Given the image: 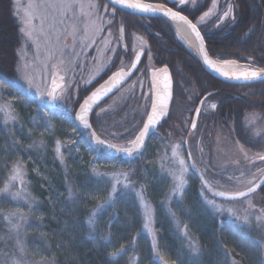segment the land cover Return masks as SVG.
<instances>
[{
    "label": "trees",
    "instance_id": "obj_1",
    "mask_svg": "<svg viewBox=\"0 0 264 264\" xmlns=\"http://www.w3.org/2000/svg\"><path fill=\"white\" fill-rule=\"evenodd\" d=\"M98 1L104 5L108 4L104 0ZM144 1L155 4L163 3L167 7H173L177 3V0ZM220 1L221 9H223L225 0ZM12 4L13 0H0V7L3 8L1 15L5 17V20H0V29L5 27L2 34L0 33V79L8 81H12L15 77L13 66L18 46L16 40H19L20 37L19 26L13 14ZM96 4L99 5L97 1ZM210 7L211 0H205L204 2L196 0L194 5L190 1L182 8L173 7V9L180 10L196 23L199 16ZM234 7L237 12L236 21L231 24L226 21L223 29L207 31L202 30V26L198 24L205 35L210 55L213 58L220 56L227 59H236L243 64H248V58L254 57V66H264V0H234ZM109 9H112L111 5H109ZM102 12H100V15ZM102 17L105 21L103 38L107 36V31L110 29L112 37L107 36V39L115 40V31H118L119 25L122 23L125 29L122 45H129L126 38L130 33H136L147 41L148 48L137 47L144 50V58L139 71L143 69L147 73L144 76L146 83L149 80L147 68L168 66L175 80L174 99L186 103L185 108L189 110V113H192L197 106L206 89L214 93L212 98L217 100L218 107L214 111L205 113L198 125V131L201 127H204L205 151H207L208 156L218 135L233 143H235L236 138H239L240 142L245 144V149L253 153L264 147L259 142L250 141L249 134L242 129L246 114L264 116V83L240 86L224 84L214 79L206 72L200 59L177 36L172 25L163 19L136 17L117 9L111 25L107 23V16V20H105V15ZM252 27L255 28V31L245 36L244 34ZM157 33L159 35H156ZM7 34L10 37L9 39L4 37ZM69 43H71L70 40ZM101 46L102 44L98 39L97 44L92 46L93 51ZM149 48L151 49L150 53ZM116 52L117 55L112 57L110 66L112 70L109 69L110 73L120 69L119 59L124 60V69H126L135 56L131 45H129L126 54L123 47L117 48ZM149 54L151 55L150 61L148 60ZM180 80L184 82L182 90H179L182 87ZM96 85L94 84L82 92L80 99L73 104L74 110L69 117H64L63 112L56 109L41 108L36 98L31 97L29 94L25 96L22 90L16 92L11 88L5 89L4 98L0 99V104L6 101L12 102L19 116L17 125L6 128L13 129L11 136H8L5 129L4 136L0 140V148L9 149L7 152L0 150V181L8 175L6 168H10L18 159L24 161L27 173L26 180L28 181L26 186L32 196L36 198L37 210L34 211L30 223L42 224L45 233L41 237L39 228L29 230L27 237L29 247L31 248L33 244H37L41 246L43 251L42 240H46L48 251L56 256L59 264H109L106 251L110 248L105 249L102 247L103 241L97 242L88 239L86 214L92 206L88 203L84 205L69 200L67 192L69 186L77 192L91 191L101 186L106 187V185L98 184L97 178L92 174V166L96 164L99 171L108 172L113 168L105 165L116 161V158L109 157L105 151L101 154L99 162L92 161L93 155L96 154L92 141L81 137L83 130L75 124L74 115L79 104ZM146 86H148V83ZM15 96L21 98L15 99ZM111 100L108 99L95 111L91 120L92 126L100 137L112 143L117 142L107 139L106 135L102 133L103 129L105 131L110 130L109 132L120 136L126 133L122 139H118V142L126 143L125 136L129 135L131 137L136 134L137 129L144 121V116L141 113H137L129 121V118L126 117L130 111L129 105H132L131 109L133 110L141 102H130L126 107L128 109L126 113L123 112L126 108H123V110L117 107L114 111L100 115V109L104 108ZM173 109L170 118L162 125L161 139L156 141L157 147L164 144V142L181 137L182 133L178 132L175 124L177 111H175V108ZM134 121L137 122L136 128L133 124ZM123 122L128 123L123 125ZM47 124H50L51 127L50 132H52V135L50 136L44 134ZM233 127L235 128L234 131L232 130ZM258 127L264 128V124H258ZM125 128L129 129L128 133L124 132ZM56 140L63 144V164L57 158L54 149V141ZM10 141L17 142L15 151L11 150L12 144ZM40 141H43V147L39 146ZM152 148L156 149L154 144H151L143 155ZM139 160L138 158L133 160L122 159L123 164H125L124 168L128 166L127 170H136L134 175L138 181L143 179V163ZM191 182L201 184L193 172ZM255 195L260 198V208H264V187ZM15 203L10 199L3 200L0 202V207L7 211ZM113 215L119 217L112 222L111 228L115 246L124 244L126 249H131L132 237L136 233H141L136 239L135 250L129 251L128 256L119 259V264H126L129 257L136 254L141 256L143 264H149L151 238L141 232V222L137 216V208L132 198L128 197L121 200L115 210L109 209L103 217L105 224L108 223L109 217ZM164 219H159L156 223V227L159 229L157 235L161 247L167 249L170 258H179L177 256L181 249L180 243L169 230L168 222ZM126 220L129 222L125 223ZM3 223L6 222H0V224ZM77 224L80 226L76 227ZM6 230V228L0 227V231ZM197 238L201 247L206 251L205 254L202 257H180L183 264H231L230 258H234L236 264H262V261H264V252L255 244V241L264 240V228H257L256 225L243 227L231 222H224L221 225L219 220L212 217L203 221L197 231ZM58 243L62 245L59 248L57 247Z\"/></svg>",
    "mask_w": 264,
    "mask_h": 264
},
{
    "label": "snow or ice",
    "instance_id": "obj_2",
    "mask_svg": "<svg viewBox=\"0 0 264 264\" xmlns=\"http://www.w3.org/2000/svg\"><path fill=\"white\" fill-rule=\"evenodd\" d=\"M190 0H177L173 7L182 8L188 4ZM194 5L196 0H191ZM220 0H211V7L199 16L198 22L194 23L193 19H189L187 15L182 14L180 10H173V7H166L165 4L146 3L143 0H108V4L97 5L89 2L87 11H85V0H26V4L21 0H14L13 14L18 21L19 32L24 38L23 45L20 49V62L17 63V77L12 80L0 79V99L4 98L5 89H14L16 92H23L26 96L28 93H35L42 101L46 103H55L67 100L70 94L78 84V72L85 70V63L81 62V58H87L86 49H91L97 44V40L103 47L95 49L97 55L90 59L97 63H104V67L100 71H104L111 66L112 57L117 55L116 49L123 47L126 54L129 48L128 44H121L124 38V26L121 23L118 28L119 36L113 39L103 38L105 32V21L100 12L108 14L107 23L111 25L116 15V8L112 7L109 13V5H117L124 9H131L144 14L155 16L162 14L169 20L177 22V31H181L179 25H184L195 35L198 41V52L202 55L203 64L207 68L217 73L219 76L230 81H242L246 85L251 86L253 82L264 83V66H254V57L248 58V66L243 70L239 68L236 59H227L220 56L213 58L209 54V49L205 43V37L202 35L198 24L207 23L208 19L215 16L213 24L219 28L221 24L228 21L230 24L237 19V12L234 7V0H225L223 9H219ZM145 18H148L147 16ZM253 29L249 28L244 35L252 33ZM156 35H159L158 33ZM107 36L112 37L109 29ZM136 40H142L143 37L136 36ZM69 40L71 43H69ZM146 45L147 41H143ZM32 51L33 59L29 62L26 59L28 51ZM132 51L135 53L134 62L128 66V71H124V60L119 59L121 65L120 70L114 72L103 85L97 88L80 106L78 120L83 128L89 130V136L94 141L96 155L93 159L97 162L101 159V154L107 151H114L123 154L126 157L133 158L143 155L142 149L145 148V140L153 133L157 132V126L165 117L169 116V105L173 96V79L172 74L167 66L151 69V85L149 93H145L144 99H150V111L146 112V122L138 129L137 133L127 139L126 145L112 143L111 141L102 139L97 135L89 122V113L92 107L104 96H108L114 89L118 88L124 80L132 75L133 71H137V65L144 55L143 49L136 52L133 46ZM149 53L151 49H148ZM43 57V58H41ZM148 60H151L149 54ZM37 61H39V70H37ZM106 61V62H105ZM228 69V70H226ZM180 70L178 69V72ZM99 75V72L97 73ZM147 75L141 71L140 77ZM91 79L84 80L83 76L79 80L84 83H91ZM131 87L135 90L137 87L143 90V79L138 78L131 82ZM214 96L211 90H205V94L198 103L200 107L195 109L194 115L199 117L200 108L205 106L215 110L218 105L214 101H209L208 97ZM20 99V96H15ZM190 98V97H189ZM106 109L101 108L100 112ZM0 112L3 113V123L5 125L18 121V115L15 114L14 108L10 102L0 104ZM258 124H264V116L256 114L245 115L242 129L250 136V141L259 142L264 145V128L258 127ZM191 128H196L195 121L191 122ZM45 131L50 130V124L45 126ZM233 131L235 128L233 127ZM13 129H6L8 136H11ZM115 135V134H113ZM12 151L16 150V141H10ZM75 143V141H73ZM238 151L244 160L255 165L254 169H249L251 177L246 183L243 177L245 172L240 171L239 176L228 174L227 181L234 179L239 184H245L242 189L230 191L224 184H220L215 178L210 179L207 175V169L201 170L198 163H203V159L198 161L193 157L191 148L182 149V145L177 143L172 145L171 155L167 150L160 157L161 174H167L170 177V183L167 190L161 189L163 199L159 201L161 207L166 210L167 215L174 224V230L182 238L184 247L187 248L191 257H198L202 253V248L197 237H195L189 227V224L181 220L177 215L176 207L184 211L185 216L190 217L191 212L184 204L186 189L189 185L190 171H195L199 175L201 188L199 195L203 203L213 212L223 216L225 213L230 219L241 221L242 225L251 226L256 224L257 228H264V208H256L252 203V194L264 185V147L257 150L254 156H250L245 149V144L240 142L239 138L235 139ZM40 147H43V141H40ZM63 145L59 140L55 144V152L60 162L64 163ZM2 151H9L7 148H0ZM187 152V160L184 158L183 152ZM201 154L203 148H200ZM257 161L262 162L257 165ZM239 165L241 161H234ZM8 175L0 181V202L10 199L16 202L15 205L7 211L0 207V227L6 228V231H0V264H59L58 259L47 249L48 242L42 240L44 250L41 246L33 244L30 248L28 244V231L33 228H39L41 237L45 235L42 224L30 223L32 215L36 209V198L32 196L27 188L26 180V164L23 160H16L10 168H6ZM135 169L112 170L111 172L99 171L96 164L92 166V174L97 178L98 184L101 186L95 190L77 192L69 186L67 189L68 199L76 203L87 205L89 201H94V205L88 210L86 216L87 230L89 232L88 239L93 241H103L101 245L106 251L109 258V264H119V259L128 256L129 251H134L136 247V239L141 233H136L131 240V249H126L124 244L115 246L113 243V233L111 231L112 222L119 217L113 215L109 217L108 223L104 222V215L109 209L115 210L118 203L131 197L137 208V216L141 222V232L151 236L150 244V260L149 264H176L171 261L167 249L162 248L159 237L157 235L159 229L156 227L157 215L156 208L152 204L151 194L147 182H140L136 179ZM257 176L260 177L257 182ZM243 201L247 207L243 210V214L238 212L234 207L225 206L227 201ZM42 219V218H41ZM129 221H125L128 223ZM223 222V221H222ZM79 227L80 225H75ZM262 252H264V240L255 241ZM60 243L57 247H61ZM31 257V258H30ZM231 264H236L234 258ZM126 264H143V259L139 254L129 257ZM183 264V261H180ZM264 264V261H262Z\"/></svg>",
    "mask_w": 264,
    "mask_h": 264
},
{
    "label": "rangeland",
    "instance_id": "obj_3",
    "mask_svg": "<svg viewBox=\"0 0 264 264\" xmlns=\"http://www.w3.org/2000/svg\"><path fill=\"white\" fill-rule=\"evenodd\" d=\"M96 1L99 5H104V4H101L98 0H85V4H86L85 10H87V4L89 2L96 4ZM143 2H146V1L143 0ZM21 3H22V5L26 4V0H21ZM146 3H149V2H146ZM12 5L14 6V0H13ZM2 10H3V8L0 7V20H2V19L5 20V17L3 15H1ZM110 12H111V9H109V13ZM101 15L102 16L105 15V20H107V18H106V16L108 17L107 13L102 12ZM17 23H18V21H17ZM4 30H5V27H1L0 33L2 34V32ZM252 33H249L248 35H250ZM19 35H20L19 40H16L18 46L16 48V59H15V63L13 66L14 70L16 69L17 63L20 62V49H21L23 42H24V38L22 37L20 32H19ZM114 35H115L114 37L116 39L119 36V32L115 31ZM136 36H139V35H137L136 33H130L127 36L126 41L129 42V45H131L132 47L133 46L134 47L141 46L142 48H148V45L147 44L145 45L143 43V41H145V40L144 39H143V41L142 40H136L135 39ZM4 37H6L8 39L10 38L8 36V34L5 35ZM1 38H3V37L1 36ZM107 38L108 37L106 36L105 39H107ZM123 42H124V40L121 41V43H123ZM102 47H103V45L101 46V48ZM85 51L87 52V58H85V57L81 58V62L85 63V70L83 72H78V76H77L78 84L75 87V90H73L71 92L70 97L67 100L58 101L55 103H51V102L46 103L45 101H42L37 94L28 93L31 97H34L37 99L38 104L41 108L43 107L44 109H48V110H52V109L55 110L56 109L57 111H62L64 114L63 115L64 117H69L72 114V112L74 110L73 104L80 99L81 94L83 91H85V89H88V87L92 86L91 84L98 77L97 73L99 72V74H100L103 72V71H100V69L104 67V63H97V62L92 61L90 59L92 56L97 55L95 49L93 51V48L91 47L90 50L86 49ZM41 58H43V57H41ZM26 59L29 62L32 61L33 56H32L31 50L28 51ZM36 63H37V70H39V61H37ZM10 66L12 67V65H10ZM107 69H110V71H111L112 67H108ZM147 69L149 71L150 68H147ZM141 71H144V70L141 69L139 72H141ZM17 75L18 74L15 71L14 79L17 77ZM80 76H83L84 80L91 79L93 76H95V79H92L91 83L86 84V83H84L83 80H79ZM138 78L143 79V90L140 89L142 91V94L145 95V93H148L150 96L151 93H149V87L146 86V84L148 83V80L146 83L145 77L144 78L140 77V74L138 75ZM98 83H100V81H98L96 84H98ZM121 101H122V99H120V95H119L115 100L110 101L104 107L106 109L104 112H99V114L102 115L104 113H109L111 111H114L115 107L117 105H119V103ZM7 102H10V101H7ZM10 103L12 104V106L14 108L15 114L18 115V112L15 110L13 103L12 102H10ZM206 109L211 110L208 107H206ZM3 118H4L3 113L0 112V140L4 136V130L8 126L13 127V126L17 125L18 121H19V116H18V121L11 122V123L5 125L3 123ZM50 129H51V127H50ZM128 130L129 129H126L125 132H127ZM109 131L110 130L105 131V129H103V131H102V133L106 135L107 139H110L112 141H116L118 144L126 145V143L118 142V139H122V137L126 133H124L120 136L119 134L112 133ZM51 133L52 132H50V130H49L47 132L45 131L44 134H48L50 136V135H52ZM113 134H115V135H113ZM81 137H83L84 139H86L88 141H91V138L89 136V132H87V131L83 130ZM131 137L128 135V136H125L124 139L127 140ZM56 141H54V149H55ZM177 143L181 144L182 149H184L183 142L182 143L181 142H175V143H172V145L177 144ZM172 145L168 144L166 146H163V148H159V149H153V148L149 149L146 152V154H144L142 156L143 158L140 157L138 159H140L139 161H141L143 163V166H142L143 179L140 180V182H147L148 183L149 192L151 194L152 204L156 208L157 221L159 219L165 218L166 221L168 222L169 230L176 236L178 242L180 243L181 249H180L179 255L177 256L179 258H170V257L169 258L171 261H175L176 264H180L181 258H193V257L190 256V253L188 252L187 248L184 247V243L182 242V238L174 230V224H173L171 218L169 217V215H167L166 210L163 209L159 203V201L163 199V194H162L161 189L166 191L167 186L170 183V177H168L166 173L161 174L160 157H162L164 155L165 150H167L168 154L171 155ZM189 146L192 150L194 158H196L198 161L201 159V157L203 159V163H198V167L201 170H204L206 168L207 169L206 175L210 179L215 178L216 180L219 181L220 184H224L227 187V189L230 191H234L238 188L242 189L245 187V184H239L235 179L233 181H227L226 177L228 174H232L234 176H239L240 171L243 170L245 172V176L243 177V179L245 180V183H246L247 179L251 177V172L248 170L254 169L256 167L255 165H251L244 160L243 156L238 151V146L235 143H233V142L229 141L228 139H226L225 137H222L219 135L216 136V138L214 140L213 148H212L209 156L207 154V151H205V148L203 149L202 154L200 152V148L201 147L203 148L205 145H203V144L198 145V131L195 132L194 134L189 135ZM93 147H94V145H93ZM94 149H95V147H94ZM248 153L250 156H254L256 154V153H253L250 151H248ZM95 155H93V157ZM183 155H184V158L187 160L186 151L183 152ZM237 159H239L241 161V163L239 165L234 163V161H236ZM92 161H95V160L92 158ZM123 163L124 162H122L121 158H116V161L112 162L111 164L109 163L108 165L106 164L105 166L106 167H112L113 168L112 170L116 169V170L128 171L126 169L128 166H125L126 168H124L125 164H123ZM261 163L262 162L257 161V165H260ZM111 171H108V172H111ZM191 174H192V171H190V174H189L190 175L189 185H188V188L186 189V195L184 198V204L186 205L187 209L191 212V216L190 217L185 216V213L183 210H181L179 207H177L175 205H174V207H176L177 215L181 218V220H183L184 222L189 224L190 230L195 237H197V231L200 228L203 221H206V219H211L212 217L219 220L221 225L224 222H231V223L243 226V227H250L247 225H242L241 221H236L234 219H230L226 213L223 216H221L220 214L215 213L210 208H208L203 203V201L201 200V197L199 195L201 184L192 183L191 182ZM256 179L258 180L259 176H257ZM259 200H260V198L258 195L252 196V203L256 206V208H260ZM94 203H95L94 201H89L88 205L93 206ZM225 206L234 207L238 212L243 214V210L247 207V204L244 203L243 201H235V202H225ZM254 225H256V224L253 223L251 226H254ZM150 238H151V236H150ZM205 252L206 251L202 248V253L198 257H202L205 254Z\"/></svg>",
    "mask_w": 264,
    "mask_h": 264
},
{
    "label": "flooded vegetation",
    "instance_id": "obj_4",
    "mask_svg": "<svg viewBox=\"0 0 264 264\" xmlns=\"http://www.w3.org/2000/svg\"><path fill=\"white\" fill-rule=\"evenodd\" d=\"M191 1V0H190ZM201 1H205V0H201ZM221 2V1H220ZM187 5V4H186ZM222 7L220 6V4H219V9H221ZM190 18V17H189ZM191 19V18H190ZM212 19H213V17L211 18V19H208V21H207V23H204V24H200V26H202V30H207V31H211L212 29H223L224 28V25H225V23H226V21L223 23V24H221L220 25V27L219 28H217V27H215L214 26V24H213V21L215 20V17H214V19H213V21H212ZM199 27V26H198ZM200 28V27H199ZM252 29H253V31H255V28L254 27H252ZM202 30H201V32H202ZM202 35H204V33L202 32ZM205 36V35H204ZM206 42V41H205ZM206 45H207V43H206ZM133 48V47H132ZM208 48V47H207ZM135 49H136V52L137 51H139V50H141V48H137V47H135ZM144 51V50H143ZM12 65H13V63H12ZM164 67V66H163ZM168 67V66H167ZM169 68V67H168ZM126 69H128V68H126ZM139 69H140V67H139ZM139 69L137 70V72L135 73V75L133 76V78L116 94V95H114L112 98H110V99H112V100H115L119 95H120V99H122V101L119 103V105H117L116 107H115V109L117 108V107H119L120 109H125L126 107H127V105H129L130 104V102L132 103L133 101H136L137 103H139V102H141V104H139L137 107H135L133 110L131 109V107H132V105H129L130 106V111L128 112V109L126 108L125 109V111H123L124 113H126V112H128V115H126V117H128L129 118V121L133 118V116H135L137 113H141L143 116H144V121L143 122H145V120H146V112H149V110H150V99L149 100H144V96L145 95H143L142 94V91L139 89V87H137L135 90H133L132 89V87H130L131 85V82L132 81H134V80H137L138 79V75L140 74V72H139ZM153 69H158V68H153ZM170 69V68H169ZM118 70H120V69H117V70H115L114 72H116V71H118ZM171 71V70H170ZM114 72H112V73H110L109 72V69H106V70H104L102 73H100L99 75H98V77H97V79L91 84V85H94V84H96L98 81H100V83H102L103 81H105V80H107V78L110 76V75H112ZM171 74H172V72H171ZM172 77H173V74H172ZM143 78H144V76H143ZM102 80V81H101ZM182 83H180V85L182 86V87H180L179 88V90H182L183 89V80H180ZM219 82H221V81H219ZM100 83H98L96 86H98ZM173 83H174V91H175V80H174V78H173ZM224 84H227V83H224ZM150 85H151V69L149 70V80H148V87L150 88ZM95 88V87H94ZM93 88V89H94ZM92 89V90H93ZM91 90V91H92ZM90 91V92H91ZM89 94V93H88ZM150 98H151V95L149 96ZM111 100V101H112ZM208 100L209 101H214V102H216V103H218L217 102V100H215L214 98H212V96H210V97H208ZM181 101H183V100H181ZM142 103H144V104H142ZM207 103H208V101H205V106L204 107H202L201 108V111H200V115H199V117H198V119H197V122H196V128L193 130L192 128H191V122L193 121V118H194V112H195V109L198 107V105H199V103H197V106L193 109V111H192V113H189V110H187L186 108H185V106H186V103L184 104V103H181V102H178V101H176L175 99H174V92H173V100H172V104H171V109H170V112H169V116H168V118H167V120L170 118V115H171V112L172 111H174V109L173 108H175V111H177V115H176V126H177V128H178V132H180V133H182L181 134V137H179V138H176V139H172V140H170V141H167V142H164V144H161L160 146L158 145V147L156 146L157 145V143H156V141H158V140H160L161 139V133H162V125L164 124V122L165 121H167V120H165L164 122H163V124L158 128V134H157V132H155L152 136H151V138L149 139V141H148V143H147V147H146V149H145V151L147 150V148H149V146L151 145V144H154V147H156V149H158L159 147H163V146H166V145H168V144H171L172 145V143H175V142H183V144H184V149H187V148H190V146H189V135L190 134H194L195 132H197L198 131V125H199V122H200V120H201V118H202V116H204V114L205 113H208V112H210V111H214V110H209V111H206L207 109H206V107H207ZM175 106V107H174ZM123 109V110H124ZM132 111V112H131ZM130 116V117H129ZM142 122V123H143ZM128 122H123V125H126ZM133 124H135L134 126H135V128H136V125H137V122L136 121H134V123ZM138 125H139V122H138ZM141 126H142V124H141ZM140 126V127H141ZM132 127H133V125H132ZM139 127V128H140ZM138 128V129H139ZM138 129H137V131H138ZM125 130H126V128L124 129V132H125ZM204 130V127H201L200 129H199V131H198V145H200V144H203V145H205V132L203 131ZM137 131H136V133H137ZM185 133H184V132ZM184 140V141H183ZM205 148V146L203 147V149ZM144 151V152H145ZM143 152V153H144ZM187 153V152H186ZM140 157H142V156H139V157H134V159H136V158H140ZM119 158H121V157H119ZM188 158V157H187ZM121 159H123V158H121ZM124 160V159H123ZM127 160H133V159H127Z\"/></svg>",
    "mask_w": 264,
    "mask_h": 264
},
{
    "label": "water",
    "instance_id": "obj_5",
    "mask_svg": "<svg viewBox=\"0 0 264 264\" xmlns=\"http://www.w3.org/2000/svg\"><path fill=\"white\" fill-rule=\"evenodd\" d=\"M104 1H106L107 3H108V0H104ZM112 7H115L117 10H119V11H122V12H124V13H126V14H129V15H132V16H136V17H141V18H145L146 16L148 17V18H159V19H163V20H165L166 22H168V23H170L171 25H173V26H175V24H177V22H174V21H171V20H169L167 17H164L162 14H156L155 16H151L150 14H144V13H140V12H138V11H134V10H131V9H124V8H122V7H120V6H117V5H111ZM167 7V6H166ZM174 11H176L175 9H173ZM182 14H184V13H182ZM185 15V14H184ZM190 19V18H189ZM186 27V26H185ZM190 30V29H189ZM190 32H191V30H190ZM192 33V32H191ZM192 35L195 37V35L192 33ZM196 39V38H195ZM197 41V40H196ZM206 43V42H205ZM197 44H198V41H197ZM207 46V45H206ZM140 51V50H139ZM139 51H137V52H139ZM210 54V53H209ZM211 56V55H210ZM135 57V56H134ZM199 59H200V61H201V63H202V65H203V67H204V69L206 70V72L210 75V76H212L214 79H216V80H218V81H221V82H223V83H227V84H231V85H240V86H243V85H246L244 82H242V81H230V80H226V79H224L223 77H221V76H219L217 73H215V72H212V71H210L208 68H207V66H205L204 64H203V59H202V55L200 54V56H197ZM143 58H144V55L141 57V61H140V63L137 65V70L139 69V67H140V65H141V63H142V60H143ZM132 62H134V58H133V61ZM241 64H243V63H241ZM243 65H246V66H248V64H243ZM170 70V69H169ZM119 71V70H118ZM124 71H128V69H124ZM137 71H133L132 72V75L131 76H129L126 80H124V82L118 87V88H116V89H114L111 93H109V95L108 96H104L102 99H100L96 104H94L93 105V107H92V111L89 113V116H88V118H89V122L92 124V122H91V120H92V116H93V114L95 113V111L103 104V103H105L108 99H110V98H112L114 95H116L132 78H133V76L135 75V73H136ZM171 72V71H170ZM111 76V75H110ZM109 76V77H110ZM109 77L107 78V80L109 79ZM172 79H173V77H172ZM106 81V80H105ZM105 81H103L102 83H100L98 86H96L84 99H86L88 96H90L91 95V93L93 92V91H95L97 88H99L101 85H103L104 83H105ZM255 83H260V82H253L252 84H255ZM173 92H174V83H173ZM83 99V100H84ZM83 100L81 101V103L79 104V106H78V108H77V110H76V112H75V115H74V120H75V124H76V126L79 128V129H81V130H84V131H87V132H89V130L88 129H85V128H83V126L80 124V122H79V120H78V113H79V110H80V106L83 104ZM172 100H173V96H172ZM172 100H171V102H170V105H169V112H170V109H171V104H172ZM198 107H200V105H198ZM202 108V107H201ZM201 108H200V111H201ZM150 111V110H149ZM167 118L168 117H165V119L164 120H162L161 121V124L160 125H158L157 126V130H158V128L163 124V122L165 121V120H167ZM197 119H198V117H196L195 115H194V118H193V121H195V123L197 122ZM145 122H146V120H145ZM92 128H93V126H92ZM94 129V128H93ZM97 133V132H96ZM155 132H153L146 140H145V148L144 149H142V152H144L145 151V149H146V147H147V143H148V141H149V139L151 138V136L154 134ZM98 135V134H97ZM91 141H92V144L94 145V141L91 139ZM105 153L109 156V157H112V158H119V157H121V158H123L124 160H127V159H134V157L133 158H129V157H126V156H124L123 154H118V153H116V152H114V151H107V150H105ZM195 175H196V177L199 179V175L195 172V171H192ZM259 179H260V177H259ZM259 179L257 180V182L259 181ZM199 181H200V179H199ZM264 187V185H261V188L260 189H257V191L255 192V193H253L252 194V196L253 195H255L256 193H258L262 188ZM239 201V200H238ZM227 202H235V201H227Z\"/></svg>",
    "mask_w": 264,
    "mask_h": 264
},
{
    "label": "bare ground",
    "instance_id": "obj_6",
    "mask_svg": "<svg viewBox=\"0 0 264 264\" xmlns=\"http://www.w3.org/2000/svg\"><path fill=\"white\" fill-rule=\"evenodd\" d=\"M172 27L174 28L177 36L182 40V42L186 45V47L191 50L196 56H200V53L198 52L197 48H198V44L197 41L195 39V37L192 35V33L190 32V30L185 27L184 25H179L181 31H177V27L178 25L175 24V26L172 25ZM239 68L236 70H243L245 67H247L246 65H243L241 63L238 62ZM228 70V69H226Z\"/></svg>",
    "mask_w": 264,
    "mask_h": 264
}]
</instances>
